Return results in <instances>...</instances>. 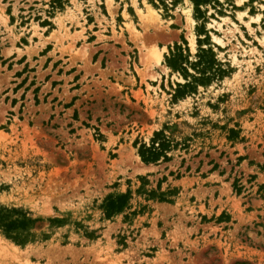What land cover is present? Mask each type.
<instances>
[{
    "label": "rangeland",
    "instance_id": "rangeland-1",
    "mask_svg": "<svg viewBox=\"0 0 264 264\" xmlns=\"http://www.w3.org/2000/svg\"><path fill=\"white\" fill-rule=\"evenodd\" d=\"M199 9L0 0V208L25 223L0 226V264H264V0ZM181 36L224 72L172 70Z\"/></svg>",
    "mask_w": 264,
    "mask_h": 264
},
{
    "label": "trees",
    "instance_id": "trees-1",
    "mask_svg": "<svg viewBox=\"0 0 264 264\" xmlns=\"http://www.w3.org/2000/svg\"><path fill=\"white\" fill-rule=\"evenodd\" d=\"M203 0H194L195 9L196 12L199 14V17L203 18L202 12L199 9V4ZM198 34H204L203 38H197V42L199 45H201L202 41L205 42V44H209L208 42V34L205 33L204 26L201 24L200 27H197ZM181 41L185 45L184 47L179 44L178 42H175L172 47H169V54L165 55V62L166 64L174 71H179L181 74L184 75V78L187 79L188 76H192L193 81L196 82H202L209 80L213 75H221L222 72H224L223 69L217 68V70H211L213 68V62L215 61L214 53L211 49V47L208 48H200V51L202 54H198V59L195 61L189 60V55H185L183 53L184 50H188L187 47V41L181 36ZM189 65L195 72L199 73V76H195L194 74H191L188 71ZM208 72L210 74H208ZM178 90L177 95H182L183 90L180 89L181 86H191V82H185L184 84L177 83ZM170 147V142L167 138L163 135L162 131H155L153 134V137L151 138V143L149 145H146V143H140L138 147V154L143 162H155L157 161L161 156H163L164 159L167 158L165 154V150H167ZM234 188L236 190H240V186H237V184L234 183ZM127 193L117 195L116 197L109 196L106 198V202L103 206L106 213L109 215L115 211L120 210L126 203L127 200ZM7 208H0V226L4 227V230H11L15 229L19 226H23L24 219L18 220V219H8V215L6 212H8Z\"/></svg>",
    "mask_w": 264,
    "mask_h": 264
},
{
    "label": "bare ground",
    "instance_id": "bare-ground-1",
    "mask_svg": "<svg viewBox=\"0 0 264 264\" xmlns=\"http://www.w3.org/2000/svg\"><path fill=\"white\" fill-rule=\"evenodd\" d=\"M190 12H191V8H190L189 11H188L189 15H190ZM218 40H220V39H218ZM159 61H160V60H159Z\"/></svg>",
    "mask_w": 264,
    "mask_h": 264
}]
</instances>
